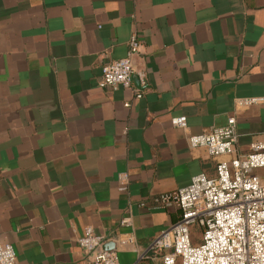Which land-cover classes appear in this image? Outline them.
Listing matches in <instances>:
<instances>
[{"label": "crops", "instance_id": "1", "mask_svg": "<svg viewBox=\"0 0 264 264\" xmlns=\"http://www.w3.org/2000/svg\"><path fill=\"white\" fill-rule=\"evenodd\" d=\"M133 36L140 98L99 86ZM250 98L264 100V0H0L1 241L18 264H87L79 239L91 227L120 264H162L139 259L180 212L154 199L233 158L191 136L236 117L237 155L264 144V101L237 103ZM127 235L135 247L117 243Z\"/></svg>", "mask_w": 264, "mask_h": 264}, {"label": "built area", "instance_id": "2", "mask_svg": "<svg viewBox=\"0 0 264 264\" xmlns=\"http://www.w3.org/2000/svg\"><path fill=\"white\" fill-rule=\"evenodd\" d=\"M142 43L137 36L129 42L126 58L111 62L102 68L99 86L103 89L132 90L140 98L146 86V75L135 73L133 62L141 53ZM137 77L140 88L134 85ZM264 100L250 98L238 100V106L248 108ZM173 126L186 129L185 117L172 120ZM191 148H205L213 158L233 157L217 165L216 176L205 174L193 177L191 184L175 192L154 199L152 209H177L179 220L161 232L139 262L151 253L162 259V264H264V183L255 175L264 169V144L252 145L249 155H237L239 142L237 119L231 117L225 127L210 133L191 136ZM120 179L126 180L125 175ZM127 186L120 187L126 191ZM141 207H146L141 204ZM131 218L121 225L130 226ZM202 230V239L196 243L191 228ZM111 238L98 234L91 227L79 239L86 253L87 264H120L117 251H106ZM122 246H136L135 238L127 235L117 242ZM0 264H18L17 253L11 244L0 239Z\"/></svg>", "mask_w": 264, "mask_h": 264}, {"label": "rangeland", "instance_id": "3", "mask_svg": "<svg viewBox=\"0 0 264 264\" xmlns=\"http://www.w3.org/2000/svg\"><path fill=\"white\" fill-rule=\"evenodd\" d=\"M192 236L194 237V240L196 243H200V240L202 239V230L198 226H193L191 228Z\"/></svg>", "mask_w": 264, "mask_h": 264}, {"label": "water", "instance_id": "4", "mask_svg": "<svg viewBox=\"0 0 264 264\" xmlns=\"http://www.w3.org/2000/svg\"><path fill=\"white\" fill-rule=\"evenodd\" d=\"M134 81H135V78H134ZM104 249L106 250V251H115L116 250V244H106L105 245V247H104Z\"/></svg>", "mask_w": 264, "mask_h": 264}]
</instances>
